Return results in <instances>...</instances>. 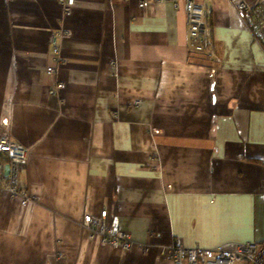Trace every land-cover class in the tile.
<instances>
[{
    "label": "crops",
    "instance_id": "1",
    "mask_svg": "<svg viewBox=\"0 0 264 264\" xmlns=\"http://www.w3.org/2000/svg\"><path fill=\"white\" fill-rule=\"evenodd\" d=\"M196 1L214 57L189 48L182 0H0V132L29 147L17 187L35 196L0 193V264H174L162 247L264 241V49L235 0ZM103 208L133 248L81 226Z\"/></svg>",
    "mask_w": 264,
    "mask_h": 264
},
{
    "label": "built area",
    "instance_id": "2",
    "mask_svg": "<svg viewBox=\"0 0 264 264\" xmlns=\"http://www.w3.org/2000/svg\"><path fill=\"white\" fill-rule=\"evenodd\" d=\"M63 5L69 7L74 0H59ZM144 0H141L143 4ZM157 1V0H156ZM172 1L177 6L178 0ZM189 31V48L195 52H202L210 57H214L213 36L210 24L211 8L207 4H202L196 0H182ZM234 9L237 16L242 20L245 28L249 30L253 40L264 49V0H256L254 4H249L244 0H235ZM52 53L56 56L55 61L61 62L60 50L58 47L52 48ZM57 68L48 65L45 69L49 75H55ZM63 86L56 82L55 86L49 90L50 94H55ZM29 147L17 142L11 137L9 129L0 132V154L6 160L0 161V193L8 194L9 198L18 205L25 206L35 199L27 188L17 187V178L20 166L25 164L28 157ZM8 165V173L4 175V165ZM81 226L91 232L101 235L102 243L111 247H121L125 250L133 248L131 234L119 226L117 216L103 208L98 213H86L81 220ZM167 250L169 258L174 264H264V241L235 243L230 247H220L217 249H205L198 247L186 248L177 243L168 248L162 247L160 252Z\"/></svg>",
    "mask_w": 264,
    "mask_h": 264
},
{
    "label": "trees",
    "instance_id": "3",
    "mask_svg": "<svg viewBox=\"0 0 264 264\" xmlns=\"http://www.w3.org/2000/svg\"><path fill=\"white\" fill-rule=\"evenodd\" d=\"M6 160L5 156L3 154H0V161Z\"/></svg>",
    "mask_w": 264,
    "mask_h": 264
},
{
    "label": "bare ground",
    "instance_id": "4",
    "mask_svg": "<svg viewBox=\"0 0 264 264\" xmlns=\"http://www.w3.org/2000/svg\"><path fill=\"white\" fill-rule=\"evenodd\" d=\"M56 94V93H55ZM29 152L30 151H28V155H29ZM5 165H7V164H5ZM5 165H4V168H5ZM8 173V172H7ZM4 175H7V174H5V169H4ZM1 193H4V192H1ZM31 193V192H30ZM32 194V193H31ZM8 195V194H7ZM20 206H22V205H20ZM26 206V205H25ZM84 216V215H83ZM83 218V217H82Z\"/></svg>",
    "mask_w": 264,
    "mask_h": 264
},
{
    "label": "water",
    "instance_id": "5",
    "mask_svg": "<svg viewBox=\"0 0 264 264\" xmlns=\"http://www.w3.org/2000/svg\"><path fill=\"white\" fill-rule=\"evenodd\" d=\"M5 174H7V172H8V165H5Z\"/></svg>",
    "mask_w": 264,
    "mask_h": 264
},
{
    "label": "rangeland",
    "instance_id": "6",
    "mask_svg": "<svg viewBox=\"0 0 264 264\" xmlns=\"http://www.w3.org/2000/svg\"><path fill=\"white\" fill-rule=\"evenodd\" d=\"M11 137H12V135H11Z\"/></svg>",
    "mask_w": 264,
    "mask_h": 264
},
{
    "label": "clouds",
    "instance_id": "7",
    "mask_svg": "<svg viewBox=\"0 0 264 264\" xmlns=\"http://www.w3.org/2000/svg\"><path fill=\"white\" fill-rule=\"evenodd\" d=\"M211 24V23H210Z\"/></svg>",
    "mask_w": 264,
    "mask_h": 264
}]
</instances>
